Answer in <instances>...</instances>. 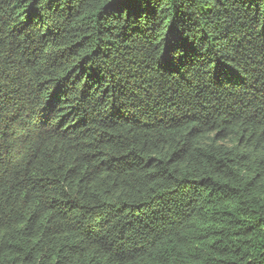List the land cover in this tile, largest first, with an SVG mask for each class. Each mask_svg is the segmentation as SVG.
<instances>
[{
	"label": "trees",
	"instance_id": "trees-1",
	"mask_svg": "<svg viewBox=\"0 0 264 264\" xmlns=\"http://www.w3.org/2000/svg\"><path fill=\"white\" fill-rule=\"evenodd\" d=\"M0 264H264V0H0Z\"/></svg>",
	"mask_w": 264,
	"mask_h": 264
}]
</instances>
